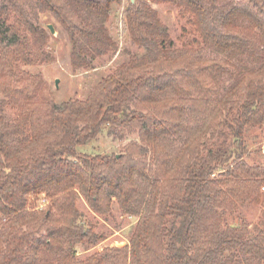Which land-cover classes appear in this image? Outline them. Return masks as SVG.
Listing matches in <instances>:
<instances>
[{
    "label": "trees",
    "instance_id": "trees-1",
    "mask_svg": "<svg viewBox=\"0 0 264 264\" xmlns=\"http://www.w3.org/2000/svg\"><path fill=\"white\" fill-rule=\"evenodd\" d=\"M247 1L126 0L125 30L144 52L84 99L58 105L38 74L18 67L49 59L29 11L62 25L76 70L118 50L106 22L123 0H2L0 110L18 113L0 116V264H264V161L250 164L214 140L224 124L241 140L246 125L264 123V0ZM152 2L178 6L198 35L192 42L218 56L177 51ZM224 73L233 80L217 96ZM189 108L202 111L198 122ZM105 125L136 132L139 142L120 155L77 150ZM79 197L101 215L113 197L124 213L144 204L129 242L78 259L79 243L102 236ZM246 203L262 206L252 227L225 222L223 211Z\"/></svg>",
    "mask_w": 264,
    "mask_h": 264
},
{
    "label": "rangeland",
    "instance_id": "rangeland-1",
    "mask_svg": "<svg viewBox=\"0 0 264 264\" xmlns=\"http://www.w3.org/2000/svg\"><path fill=\"white\" fill-rule=\"evenodd\" d=\"M125 1L123 0L120 4H113L110 16L106 22L112 36L118 41V50L112 56L102 55L96 57L92 61L91 68L80 67L76 70L73 69L70 62L71 43L62 25L50 12H43L36 8L33 11L30 10L28 20L35 27L43 29L46 33L45 42L40 49L44 51L45 55H48L49 59L30 65L19 64V69L31 74H38L53 93L54 101L58 105L68 99H84L104 76L117 70L132 55H139L144 52L143 48H140L130 40L125 30ZM234 1L248 2L247 0ZM1 2L2 0H0ZM151 5L156 10L162 23L167 27L177 51L190 48L203 56H218L212 49L205 47L200 39L198 43L192 42V39L198 38V35L193 32L192 25L187 21V17L180 13L178 6L170 2H152ZM11 19H13V16H11ZM49 24L53 26V33L50 31ZM28 36L33 37L29 32ZM39 51V49H36V53L39 54ZM235 63L239 64L237 61ZM247 63L250 64L249 62ZM232 80L229 73H224L219 77L217 96L224 92ZM2 97L0 94V99ZM189 109L188 119L191 123L198 122L202 111L200 109ZM17 113V109L10 106L0 110V116L3 115L9 121L13 120ZM214 140L218 144L221 142L226 144L229 150L234 151V155L236 152H241L242 157L250 164H259L264 161V123L261 125H246L241 140H234L231 135V129L227 124H224L221 127V131L214 137ZM132 141L139 142L136 132L120 130L119 128L105 125L93 139L79 146L77 150L89 154L115 153L120 155L124 153L125 145ZM179 142L177 139L173 140L172 146H178ZM240 142H242L241 146L239 145ZM217 172L218 170L215 173ZM144 198L145 195L143 196ZM44 203H39V207H42ZM77 208L86 221L93 226L94 232L102 235L95 243L83 242L77 245V257L78 259H84L95 252L103 250L105 247L127 244L139 216L144 211V204L138 214L124 213L120 210L117 200L113 197L110 213L101 215L94 212L83 197H79ZM261 208L262 206L259 204L246 203L239 205L234 213L228 210L223 211V217L225 222L237 223L243 220L249 224V227H252L258 220Z\"/></svg>",
    "mask_w": 264,
    "mask_h": 264
},
{
    "label": "water",
    "instance_id": "water-1",
    "mask_svg": "<svg viewBox=\"0 0 264 264\" xmlns=\"http://www.w3.org/2000/svg\"><path fill=\"white\" fill-rule=\"evenodd\" d=\"M131 2H134V0H131ZM48 26L50 28V31L53 33L54 32L53 26L51 24H49ZM56 82H57V79H56Z\"/></svg>",
    "mask_w": 264,
    "mask_h": 264
}]
</instances>
